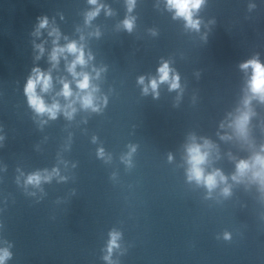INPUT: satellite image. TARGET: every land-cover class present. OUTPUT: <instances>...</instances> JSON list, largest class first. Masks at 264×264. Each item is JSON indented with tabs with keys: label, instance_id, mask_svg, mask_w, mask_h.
<instances>
[{
	"label": "water",
	"instance_id": "1",
	"mask_svg": "<svg viewBox=\"0 0 264 264\" xmlns=\"http://www.w3.org/2000/svg\"><path fill=\"white\" fill-rule=\"evenodd\" d=\"M102 2L112 15L102 9L89 27L88 0H0V247L10 245L7 264H106L112 229L122 232V254L113 257L119 264H264V193L236 184L231 196L206 199L204 188L187 182L182 159L191 133L219 146L214 166L229 176L231 157L251 155L219 134L230 131L220 124L244 96L248 76L240 65L254 57L264 63V0H205L199 31L173 19L165 0H136L131 13L126 0ZM129 15L132 31L122 24ZM44 17L70 39H79L77 29L87 35L99 28L87 44L92 63L106 67L95 81L108 97L103 111L39 124L25 85L33 68L50 67L49 29L35 35ZM44 41L37 60L35 45ZM164 60L180 74L182 95L167 83L158 97L145 95L138 78L157 76ZM53 75L71 79L63 60ZM253 107L258 147L264 104ZM129 145L137 146L130 168L120 159ZM101 147L110 162L98 156ZM60 158L69 162L59 164L67 181L45 183L36 196L17 184L18 169H51Z\"/></svg>",
	"mask_w": 264,
	"mask_h": 264
},
{
	"label": "clouds",
	"instance_id": "2",
	"mask_svg": "<svg viewBox=\"0 0 264 264\" xmlns=\"http://www.w3.org/2000/svg\"><path fill=\"white\" fill-rule=\"evenodd\" d=\"M94 7L85 14V25L91 26L92 21L105 10L107 15H112V10L102 0H88ZM129 13L136 6V0H126ZM205 0H165V7L172 12L173 19H183L185 28L199 31L202 21L197 14L204 5ZM123 26L132 31L135 25V17L129 15L122 22ZM49 29L48 36L52 37V48L48 53L50 67L45 70L37 66L33 68L32 74L25 85V93L28 104L33 109L41 127L48 120H55L61 114L69 121L73 120L80 111H90L99 113L103 111L108 103V97L101 92L100 85L95 83L102 77L106 67H96L92 62L95 57L88 48L87 38L90 36L99 37L101 32L97 28L94 32L87 35L81 29H77L81 34L79 39H70L64 36L59 27L50 24L47 17L41 19L35 35H41V29ZM153 34L155 32L153 31ZM61 38L65 43L61 44ZM47 41L36 44L39 60L47 51L45 44ZM61 60L64 61V70L68 76H55L53 72L59 69ZM241 69L248 76L244 96L240 106L234 112L228 114L225 121L220 124L221 129H228L220 135L221 140H237L242 145H247L251 155L245 159L235 160V171L229 176L223 169L214 166V161L220 158L219 146L208 137H199L195 133L189 134L186 143L183 145V166L185 168L186 180L190 184L206 190V199L214 198L218 195L224 198L231 196L233 186L236 184L257 185L261 193H264V144L258 147L251 138L250 124L252 117L256 115L253 101L264 104V63L258 57H254L240 65ZM90 69V70H89ZM251 69L250 75L248 74ZM157 76L147 78L140 76L138 83L143 86L145 95L151 92L154 96H159V87L167 83L169 90H180L182 95V85L180 74L171 67V62L164 60L157 69ZM147 81V82H146ZM60 87L57 90L56 85ZM75 85V87H73ZM46 94L50 95V101L46 99ZM179 98V97H178ZM47 117V119H44ZM3 137H0L2 140ZM95 137L93 141L95 142ZM129 151L123 154L120 159L127 167L133 165V154L137 150L136 145H129ZM98 156L111 161V155L107 154L103 147L98 149ZM175 159L173 154H169L168 160ZM60 163L68 167V161L59 159L56 166L51 169H38L34 172L25 174L20 173L17 177V184L22 185L28 195L36 196L37 191L44 193L43 185L51 183L54 179L64 182L69 179L62 174ZM75 167V164L72 165ZM115 175V174H114ZM29 188L34 191H29ZM109 240L104 249L105 255L102 257L106 264H119L118 259H114V253L120 251L122 254V232L112 229L109 233ZM225 238H230V234L225 233ZM10 245L0 247V264H7L11 258Z\"/></svg>",
	"mask_w": 264,
	"mask_h": 264
}]
</instances>
